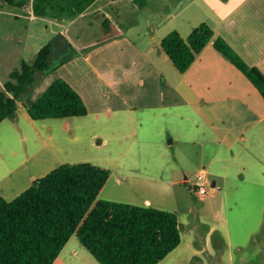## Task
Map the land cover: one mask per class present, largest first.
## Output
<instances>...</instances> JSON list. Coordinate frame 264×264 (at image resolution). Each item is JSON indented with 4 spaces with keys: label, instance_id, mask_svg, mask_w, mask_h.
Masks as SVG:
<instances>
[{
    "label": "rangeland",
    "instance_id": "rangeland-1",
    "mask_svg": "<svg viewBox=\"0 0 264 264\" xmlns=\"http://www.w3.org/2000/svg\"><path fill=\"white\" fill-rule=\"evenodd\" d=\"M159 14L142 11L138 22L144 26ZM68 20L31 17L0 0V91L21 61L30 62L58 33L75 45L79 38L80 49L102 36L96 20L83 18L65 28ZM45 78L17 103L15 118L0 123V197L15 198L61 164L91 163L111 173L100 200L176 215L180 244L158 264H264L262 172L245 166L243 177L231 173L220 181L216 167L224 155L212 161L215 147L189 141L191 124H159L161 119L139 112L33 121L25 106L52 83L42 91ZM198 183L206 188L205 196L195 192ZM53 264L99 263L73 236Z\"/></svg>",
    "mask_w": 264,
    "mask_h": 264
},
{
    "label": "crops",
    "instance_id": "crops-1",
    "mask_svg": "<svg viewBox=\"0 0 264 264\" xmlns=\"http://www.w3.org/2000/svg\"><path fill=\"white\" fill-rule=\"evenodd\" d=\"M142 11L160 14L156 21L147 18L142 26L138 22ZM83 18L96 20L102 36L80 49L79 38L75 45L74 39L60 32L77 55L46 75L42 91L63 79L84 101V118L139 112L161 119L159 124H191L195 134L188 132L189 141L198 139L201 147H215L212 161L224 155L216 167L220 181L231 173L243 177L240 171L245 166L264 174V99L255 86L212 42L184 73L160 47L171 31L186 39L205 22L264 75V0H95L65 28Z\"/></svg>",
    "mask_w": 264,
    "mask_h": 264
},
{
    "label": "trees",
    "instance_id": "trees-1",
    "mask_svg": "<svg viewBox=\"0 0 264 264\" xmlns=\"http://www.w3.org/2000/svg\"><path fill=\"white\" fill-rule=\"evenodd\" d=\"M31 17L73 19L95 0H2ZM238 68L264 99V75L246 64L207 23L183 39L171 31L160 47L180 72H186L208 44ZM77 55L61 33L30 61H21L0 91V123L13 119L17 103L44 76ZM12 95L11 96H9ZM34 120L84 117L81 96L63 79L54 80L26 108ZM110 170L91 163H64L11 200L0 197V264H53L75 236L99 264H158L181 241L174 213L100 200Z\"/></svg>",
    "mask_w": 264,
    "mask_h": 264
},
{
    "label": "built area",
    "instance_id": "built-area-1",
    "mask_svg": "<svg viewBox=\"0 0 264 264\" xmlns=\"http://www.w3.org/2000/svg\"><path fill=\"white\" fill-rule=\"evenodd\" d=\"M194 189L198 196H205L207 193L206 188L201 183L196 184Z\"/></svg>",
    "mask_w": 264,
    "mask_h": 264
},
{
    "label": "water",
    "instance_id": "water-1",
    "mask_svg": "<svg viewBox=\"0 0 264 264\" xmlns=\"http://www.w3.org/2000/svg\"><path fill=\"white\" fill-rule=\"evenodd\" d=\"M212 187H214V184H212Z\"/></svg>",
    "mask_w": 264,
    "mask_h": 264
}]
</instances>
